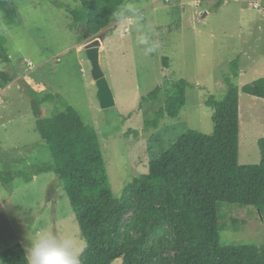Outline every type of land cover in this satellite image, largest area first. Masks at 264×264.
Masks as SVG:
<instances>
[{
	"label": "rangeland",
	"instance_id": "374dc122",
	"mask_svg": "<svg viewBox=\"0 0 264 264\" xmlns=\"http://www.w3.org/2000/svg\"><path fill=\"white\" fill-rule=\"evenodd\" d=\"M217 1L138 0L132 5L135 13L120 16L103 30L108 35L100 63L116 100L109 108L98 101L81 50L87 41L80 43V27L71 14L79 0H12L20 19L13 25H7L0 14L9 58L4 62L0 57V69L11 76L0 91L4 177L0 176V264H5L4 250L21 243L26 251L41 230L74 236L86 246L71 203L57 185V174L39 171L53 162V156L37 130L28 85L38 92L46 86L60 96L58 102L43 105L44 116L52 115L56 106L72 105L98 131L115 196L122 194L134 174L148 169L149 135L168 145L190 128L211 134L214 110L206 101L211 94L222 99L230 85L240 90L239 161H261L258 139L264 137V98L242 88L264 77V0H224L219 7ZM255 2L259 7H254ZM141 35L149 45L158 44L155 51L145 54L146 46L138 42ZM163 57L169 58V64L163 63ZM31 75L45 86L37 85ZM180 79L188 82L180 115L161 118L158 127H149V134L143 135L146 120L159 117L168 88ZM158 88L155 97L144 101ZM130 128L137 131L127 134ZM234 219L241 229L221 231L223 244H264V215L253 206L235 205L228 223ZM112 264H122V259Z\"/></svg>",
	"mask_w": 264,
	"mask_h": 264
},
{
	"label": "trees",
	"instance_id": "16d2710c",
	"mask_svg": "<svg viewBox=\"0 0 264 264\" xmlns=\"http://www.w3.org/2000/svg\"><path fill=\"white\" fill-rule=\"evenodd\" d=\"M79 1L71 14L82 43L106 37L103 30L129 15L127 6L138 0ZM223 3L218 0L216 6ZM0 14L7 25L20 22L12 0H0ZM0 57L9 60L1 31ZM163 63L169 64V58L163 57ZM10 82V74L0 69V91ZM187 86L185 79L170 85L159 117L146 120L143 135L149 134V127H158L161 118L180 115ZM27 87L37 130L53 156L39 171H54L71 203L86 241L80 264L118 259L122 264H264V244L221 242V231L241 229L236 219L228 223L233 206H253L264 215V137L258 139L261 161L241 164L239 87L230 85L222 99L208 97L206 104L214 110L211 134L190 128L168 145L149 135L148 169L134 174L120 196L112 191L98 131L72 105L56 106L52 115L44 116L43 105L58 102L60 96L47 88L38 92ZM242 90L264 98V77ZM132 129L127 134L137 131ZM25 255L21 243L1 253L5 264H26Z\"/></svg>",
	"mask_w": 264,
	"mask_h": 264
},
{
	"label": "clouds",
	"instance_id": "9594fccd",
	"mask_svg": "<svg viewBox=\"0 0 264 264\" xmlns=\"http://www.w3.org/2000/svg\"><path fill=\"white\" fill-rule=\"evenodd\" d=\"M126 10L133 13L136 11L132 5H128ZM138 42L146 46L145 54L155 51L158 47L156 43L149 45L144 35L138 37ZM83 250V244L74 236L58 237L52 231L41 230L31 239L30 246L26 249L25 260L26 264H80Z\"/></svg>",
	"mask_w": 264,
	"mask_h": 264
},
{
	"label": "water",
	"instance_id": "95a60500",
	"mask_svg": "<svg viewBox=\"0 0 264 264\" xmlns=\"http://www.w3.org/2000/svg\"><path fill=\"white\" fill-rule=\"evenodd\" d=\"M104 36L90 39L81 46L85 51L91 74L97 86V98L102 108H109L116 104L114 92L101 67L100 52L103 47Z\"/></svg>",
	"mask_w": 264,
	"mask_h": 264
},
{
	"label": "crops",
	"instance_id": "0c3cea01",
	"mask_svg": "<svg viewBox=\"0 0 264 264\" xmlns=\"http://www.w3.org/2000/svg\"><path fill=\"white\" fill-rule=\"evenodd\" d=\"M105 38V37H104ZM102 48H104V42H103V47ZM31 79H32V81H34L37 85H43V86H45L44 84V81H39V80H37L35 77H33V75H31ZM29 83V82H28ZM45 89H46V86H45Z\"/></svg>",
	"mask_w": 264,
	"mask_h": 264
},
{
	"label": "built area",
	"instance_id": "2783aa9c",
	"mask_svg": "<svg viewBox=\"0 0 264 264\" xmlns=\"http://www.w3.org/2000/svg\"><path fill=\"white\" fill-rule=\"evenodd\" d=\"M254 6H256V7H257V6H258V3H257V2H256V3H254Z\"/></svg>",
	"mask_w": 264,
	"mask_h": 264
}]
</instances>
